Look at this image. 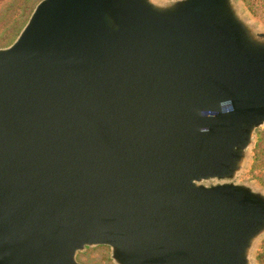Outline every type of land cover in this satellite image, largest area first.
<instances>
[{
	"label": "water",
	"instance_id": "1",
	"mask_svg": "<svg viewBox=\"0 0 264 264\" xmlns=\"http://www.w3.org/2000/svg\"><path fill=\"white\" fill-rule=\"evenodd\" d=\"M263 123L237 0H41L0 48V264H256Z\"/></svg>",
	"mask_w": 264,
	"mask_h": 264
},
{
	"label": "rangeland",
	"instance_id": "2",
	"mask_svg": "<svg viewBox=\"0 0 264 264\" xmlns=\"http://www.w3.org/2000/svg\"><path fill=\"white\" fill-rule=\"evenodd\" d=\"M41 0H0V48L11 45L18 37L36 5ZM247 16L264 30V0H237ZM247 167L238 182H254L264 189V123L254 133ZM78 261L83 264H115L112 249L108 245L87 246L79 251ZM256 264H264V235L259 239L253 253Z\"/></svg>",
	"mask_w": 264,
	"mask_h": 264
}]
</instances>
